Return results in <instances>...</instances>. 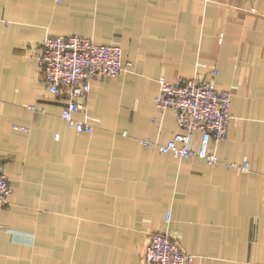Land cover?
I'll return each mask as SVG.
<instances>
[{"label":"crops","instance_id":"0c3cea01","mask_svg":"<svg viewBox=\"0 0 264 264\" xmlns=\"http://www.w3.org/2000/svg\"><path fill=\"white\" fill-rule=\"evenodd\" d=\"M69 34L123 49L122 73L76 97L93 132L69 125V96L41 76L44 38ZM195 76L231 91L210 147L248 169L141 143L180 131L159 79ZM0 157V264H145L166 228L190 264H264V0H0Z\"/></svg>","mask_w":264,"mask_h":264},{"label":"built area","instance_id":"2783aa9c","mask_svg":"<svg viewBox=\"0 0 264 264\" xmlns=\"http://www.w3.org/2000/svg\"><path fill=\"white\" fill-rule=\"evenodd\" d=\"M38 60L42 79L49 90L56 95L69 96L62 117L79 132H93L95 126L92 121H95V116L86 113L83 120H78L73 115L83 107L76 97L90 91L94 76H118L122 73L125 68L122 47L100 44L91 37L79 34L48 35L43 40ZM214 71L219 72L216 69ZM159 84L155 102L161 108L171 107L175 110L180 131L166 143L150 138L141 139L145 147L173 152L184 158L198 157L212 165L248 169V161L238 163L222 160L210 147L212 140L220 142L227 137L229 123L233 118L230 90L219 89L212 80L201 76L179 77L173 81L162 77ZM30 108L35 109L34 106ZM15 128L26 130L19 125ZM196 133L200 134L197 145L193 142ZM11 192L0 157V206L6 204ZM170 219L168 212L167 221ZM143 259L145 264H190L195 256L183 251L166 228L151 232Z\"/></svg>","mask_w":264,"mask_h":264}]
</instances>
